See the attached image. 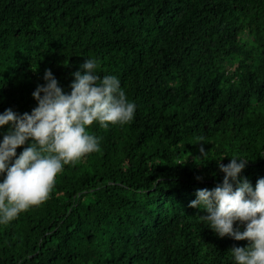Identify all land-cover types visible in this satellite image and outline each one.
<instances>
[{
    "label": "trees",
    "instance_id": "trees-1",
    "mask_svg": "<svg viewBox=\"0 0 264 264\" xmlns=\"http://www.w3.org/2000/svg\"><path fill=\"white\" fill-rule=\"evenodd\" d=\"M88 57L134 118L87 126L99 149L0 225V264H233L248 241L189 201L233 154L241 177L264 176V0H0V111L30 112L45 69L70 91Z\"/></svg>",
    "mask_w": 264,
    "mask_h": 264
},
{
    "label": "clouds",
    "instance_id": "clouds-1",
    "mask_svg": "<svg viewBox=\"0 0 264 264\" xmlns=\"http://www.w3.org/2000/svg\"><path fill=\"white\" fill-rule=\"evenodd\" d=\"M98 63L97 58H85L72 73L70 91L45 69L44 83L31 93L36 104L30 112L11 107L0 111V225L45 201L64 165L99 149L100 138L87 130L88 125L95 121L107 128L109 122L123 124L134 118L135 101L127 97L117 75L97 73ZM199 151L201 157L206 153L203 144ZM228 157L227 163L216 160L222 181L197 188L189 204L205 211L201 220L218 236L248 241L229 249L233 264H264V176L253 185L240 176L249 159L241 154Z\"/></svg>",
    "mask_w": 264,
    "mask_h": 264
}]
</instances>
